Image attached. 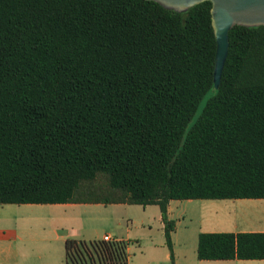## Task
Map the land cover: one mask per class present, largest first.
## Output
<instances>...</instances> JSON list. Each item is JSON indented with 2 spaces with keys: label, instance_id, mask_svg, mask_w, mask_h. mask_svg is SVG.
I'll use <instances>...</instances> for the list:
<instances>
[{
  "label": "trees",
  "instance_id": "1",
  "mask_svg": "<svg viewBox=\"0 0 264 264\" xmlns=\"http://www.w3.org/2000/svg\"><path fill=\"white\" fill-rule=\"evenodd\" d=\"M211 6L0 0V204L157 205L173 260L170 200L264 198V25L228 31L216 89ZM90 248L125 246L66 240V264ZM196 254L264 259V232H200Z\"/></svg>",
  "mask_w": 264,
  "mask_h": 264
},
{
  "label": "rangeland",
  "instance_id": "2",
  "mask_svg": "<svg viewBox=\"0 0 264 264\" xmlns=\"http://www.w3.org/2000/svg\"><path fill=\"white\" fill-rule=\"evenodd\" d=\"M206 98L200 102L193 122ZM219 199L172 200L171 219L175 230L171 233L179 251L196 260L197 236L200 232L229 229L224 218L225 203ZM221 207L223 209H221ZM157 205L136 204H67L46 205L27 210L19 205H0V228L14 229L16 235L27 237H55L62 242L76 243L102 241L103 236L129 237L127 254L129 264H146L153 245L164 242L163 225ZM166 251V247H163Z\"/></svg>",
  "mask_w": 264,
  "mask_h": 264
},
{
  "label": "crops",
  "instance_id": "3",
  "mask_svg": "<svg viewBox=\"0 0 264 264\" xmlns=\"http://www.w3.org/2000/svg\"><path fill=\"white\" fill-rule=\"evenodd\" d=\"M225 203L224 218L230 224L229 229H217L207 232H264V198L219 199ZM171 203L168 204L167 214L171 219ZM72 204V203H65ZM7 205V204H0ZM19 209L27 210L46 207V205L64 204H16ZM103 205V204H102ZM113 205V204H110ZM221 209H223L221 207ZM160 218V215H159ZM161 220V218H160ZM163 225V224H162ZM117 237V236H115ZM129 240V237H117ZM58 235L55 237H27L16 235L14 229L0 228V264H66L65 242ZM173 260L170 258L168 247L163 243L150 248L146 264H264V259H228V260H196L187 257L185 251L176 249L171 236ZM166 247V251L164 248ZM129 260V259H128ZM127 264L128 261H127Z\"/></svg>",
  "mask_w": 264,
  "mask_h": 264
},
{
  "label": "water",
  "instance_id": "4",
  "mask_svg": "<svg viewBox=\"0 0 264 264\" xmlns=\"http://www.w3.org/2000/svg\"><path fill=\"white\" fill-rule=\"evenodd\" d=\"M168 9L179 12L188 10L205 0H154ZM211 6V21L216 37V54L213 71L214 88L219 87L221 74L228 53V31L235 25H264V0H208Z\"/></svg>",
  "mask_w": 264,
  "mask_h": 264
},
{
  "label": "built area",
  "instance_id": "5",
  "mask_svg": "<svg viewBox=\"0 0 264 264\" xmlns=\"http://www.w3.org/2000/svg\"><path fill=\"white\" fill-rule=\"evenodd\" d=\"M102 241H103L104 243L108 244L109 246H111V245H117V244L123 242V244H124V246H125L124 251H123V252H124V254H123V258H121L120 261H119V260L114 259L113 257H110V262H109V264H122L121 262H122L123 260H125L126 262L128 261V254H127V249H128V247H127V243H128V241H127V240H124V239H121V238H117V237H113V236H111V235H109V234H106V235L103 236ZM90 251H91L92 255H93L94 258H95V262H96V264H99V261H98L97 255L95 254V251H93L91 248H90ZM85 257H86V256H85ZM86 261H87L89 264H91L90 261H89V257H86Z\"/></svg>",
  "mask_w": 264,
  "mask_h": 264
}]
</instances>
